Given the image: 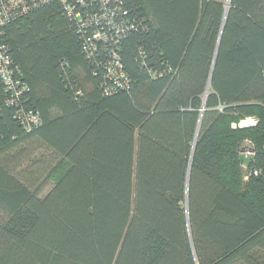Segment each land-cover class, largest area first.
I'll list each match as a JSON object with an SVG mask.
<instances>
[{
	"label": "trees",
	"instance_id": "trees-1",
	"mask_svg": "<svg viewBox=\"0 0 264 264\" xmlns=\"http://www.w3.org/2000/svg\"><path fill=\"white\" fill-rule=\"evenodd\" d=\"M117 2L128 90L57 0L1 30L0 264H264V0Z\"/></svg>",
	"mask_w": 264,
	"mask_h": 264
},
{
	"label": "built area",
	"instance_id": "built-area-1",
	"mask_svg": "<svg viewBox=\"0 0 264 264\" xmlns=\"http://www.w3.org/2000/svg\"><path fill=\"white\" fill-rule=\"evenodd\" d=\"M52 0H0V34L4 25L19 17L29 9ZM65 15L74 20L78 25V31L82 36V48L92 54L96 49L106 55L104 67V92L111 93L118 90H128L130 81L123 67L120 56L112 47L119 42L125 31L123 23H120L118 14L121 11L117 0H57ZM124 13V11H123ZM100 44V45H98ZM10 57L6 53V47L0 43V77L10 94L7 98L9 104H16L22 89H18L12 78V69L9 65ZM21 123L27 129H31L40 123L38 113L31 110H22L18 114ZM248 119V118H247ZM239 122L240 126L254 124V119ZM244 157H253L254 151L245 149L242 151ZM261 167L254 168L252 173L258 175Z\"/></svg>",
	"mask_w": 264,
	"mask_h": 264
},
{
	"label": "water",
	"instance_id": "water-1",
	"mask_svg": "<svg viewBox=\"0 0 264 264\" xmlns=\"http://www.w3.org/2000/svg\"><path fill=\"white\" fill-rule=\"evenodd\" d=\"M229 3H230V0H226L223 4H224V17L226 16V13H227V10H228V7H229ZM212 74V68H211V71H210V75ZM203 109V107L201 108Z\"/></svg>",
	"mask_w": 264,
	"mask_h": 264
},
{
	"label": "rangeland",
	"instance_id": "rangeland-1",
	"mask_svg": "<svg viewBox=\"0 0 264 264\" xmlns=\"http://www.w3.org/2000/svg\"><path fill=\"white\" fill-rule=\"evenodd\" d=\"M218 1H222L223 3L226 1V0H218ZM250 119H244L243 122H246V121H249ZM49 186L50 184H48L47 186L44 187V190L47 191L49 189Z\"/></svg>",
	"mask_w": 264,
	"mask_h": 264
}]
</instances>
